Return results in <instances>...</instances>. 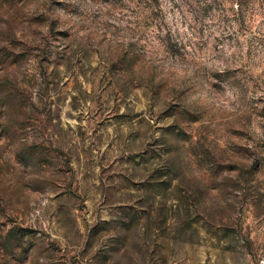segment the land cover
I'll use <instances>...</instances> for the list:
<instances>
[{
  "label": "rangeland",
  "instance_id": "1",
  "mask_svg": "<svg viewBox=\"0 0 264 264\" xmlns=\"http://www.w3.org/2000/svg\"><path fill=\"white\" fill-rule=\"evenodd\" d=\"M0 264H264V0H0Z\"/></svg>",
  "mask_w": 264,
  "mask_h": 264
}]
</instances>
